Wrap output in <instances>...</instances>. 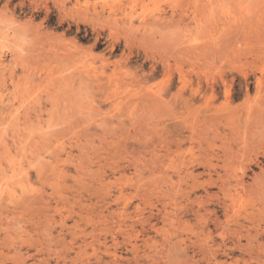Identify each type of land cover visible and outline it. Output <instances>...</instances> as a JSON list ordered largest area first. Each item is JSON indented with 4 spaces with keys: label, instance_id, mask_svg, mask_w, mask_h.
<instances>
[{
    "label": "rangeland",
    "instance_id": "374dc122",
    "mask_svg": "<svg viewBox=\"0 0 264 264\" xmlns=\"http://www.w3.org/2000/svg\"><path fill=\"white\" fill-rule=\"evenodd\" d=\"M5 183L0 264H264V0H0Z\"/></svg>",
    "mask_w": 264,
    "mask_h": 264
},
{
    "label": "bare ground",
    "instance_id": "6f19581e",
    "mask_svg": "<svg viewBox=\"0 0 264 264\" xmlns=\"http://www.w3.org/2000/svg\"><path fill=\"white\" fill-rule=\"evenodd\" d=\"M231 1V0H230ZM116 4V3H115ZM247 4V3H246ZM205 5V4H204ZM153 6V5H152ZM252 8V7H251ZM251 14V13H250ZM206 17V16H205ZM256 19V18H255ZM236 20V19H235ZM244 20V19H243ZM155 21V20H154ZM223 21V20H222ZM166 22V21H165ZM174 23V22H173ZM226 23V22H225ZM175 24V23H174ZM238 24V23H237ZM140 25V24H139ZM228 25V24H227ZM226 25V26H227ZM146 26V25H145ZM234 27V26H233ZM134 28H136V27H134ZM149 29V28H148ZM17 31V30H16ZM225 31H226V29H225ZM234 31H236V30H234ZM239 31V30H238ZM257 31V30H256ZM255 31V32H256ZM9 36V35H8ZM217 36V35H216ZM6 41V40H5ZM8 41V40H7ZM8 43V42H7ZM81 67V66H80ZM85 68V67H84ZM83 71H84V69H83ZM150 87V86H149ZM260 87V86H259ZM141 90V89H140ZM145 90V89H144ZM228 90H230V89H228ZM151 92V91H150ZM143 93V92H142ZM228 93H229V91H228ZM111 94V93H110ZM227 95H229V94H227ZM153 96V95H152ZM126 97V96H125ZM138 98V97H137ZM91 101V100H90ZM133 101V100H132ZM261 106V105H260ZM11 108V107H10ZM263 108V107H262ZM198 111V110H197ZM253 113V112H252ZM256 114V113H255ZM254 114V115H255ZM99 115V114H98ZM257 116V115H256ZM259 116H261V115H259ZM261 118V117H260ZM248 121H249V119H248ZM56 125V124H55ZM247 125V124H246ZM260 126V125H259ZM189 127V126H188ZM253 129V128H252ZM38 130V129H37ZM14 131V130H13ZM48 131V130H47ZM27 133V132H26ZM257 133V132H256ZM43 134H44V132H43ZM42 134V135H43ZM44 141V140H43ZM229 141V140H228ZM247 144V143H246ZM165 145V144H164ZM247 146V145H246ZM60 151V150H59ZM5 152H6V150H5ZM225 152V151H224ZM21 153H23V152H21ZM29 153V152H28ZM33 153V152H32ZM4 155V154H3ZM13 155V154H12ZM15 156V155H14ZM4 157V156H3ZM44 159V158H43ZM37 162V161H36ZM14 163V162H13ZM12 163V164H13ZM209 164V163H208ZM29 165V164H28ZM39 166H40V164H39ZM24 171V170H23ZM187 172V174L188 175H191V173H192V171L190 170H187L186 171ZM26 173H27V171H26ZM45 174V173H44ZM47 174V173H46ZM52 174V173H51ZM13 178V177H12ZM46 178V177H45ZM254 178V177H253ZM56 179V178H55ZM9 180L7 179V181L6 182H8ZM56 181V180H55ZM228 181V180H227ZM223 182V181H222ZM12 183V182H11ZM29 183V182H28ZM259 183H260V181H259ZM224 184V183H223ZM229 184V183H228ZM5 185H7V183H5ZM32 185V184H31ZM1 186V185H0ZM3 186V185H2ZM33 186V185H32ZM258 187V186H257ZM3 188V187H2ZM18 188V187H17ZM74 188V187H73ZM251 188V187H250ZM225 189V188H224ZM237 189V188H236ZM255 189V188H254ZM3 190V189H2ZM23 190H25L24 188H23ZM1 191V190H0ZM5 192H4V194H3V192L1 191L0 192V200H1V198H3V196L5 195V193L8 195V197H9V199H10V201L11 202H14L17 198H18V192H17V189L16 188H14V186H11V184H10V186L9 185H7V187H6V190H4ZM252 191V190H251ZM235 194V193H234ZM246 194V193H245ZM255 194V193H254ZM7 195H5V197L4 198H6V196ZM233 195V194H232ZM24 197V196H23ZM38 197V196H37ZM8 199V198H7ZM39 200V199H38ZM40 201V200H39ZM43 201V200H42ZM27 205V204H26ZM14 206V205H13ZM171 206V205H170ZM231 206V205H230ZM28 208V207H27ZM227 208H228V206H227ZM235 208V207H234ZM114 212V211H113ZM123 212V211H122ZM171 214V213H170ZM228 217V216H227ZM167 218V217H166ZM144 220V219H143ZM169 220V219H168ZM145 221V220H144ZM233 221V220H232ZM173 225V224H172ZM37 227V226H36ZM130 228V227H129ZM7 231V230H6ZM136 233V232H135ZM200 239V238H199ZM11 240V239H10ZM13 242V241H12ZM248 242V241H247ZM120 244V243H119ZM116 246V245H115ZM117 246H118V243H117ZM135 246V245H134ZM223 246V245H222ZM250 246V245H249ZM212 247H213V245H212ZM50 248V247H49ZM36 249V248H35ZM108 249V248H107ZM52 251V250H51ZM114 252V251H113ZM20 254V253H19ZM113 258H114V260L116 261L118 258H119V256H118V254H117V252H114L113 254ZM142 255V254H141ZM22 257V256H21ZM62 257V256H61ZM212 257V256H211ZM210 257V258H211ZM26 258H27V256H26ZM49 258V257H48ZM73 259V258H72ZM26 260V259H25ZM74 260V259H73ZM73 260H72V263H73ZM80 260V259H79ZM113 260V261H114ZM47 261V260H46ZM23 262V261H22ZM22 262H20L21 264H22ZM16 263H17V261H16ZM117 263H119L118 261H117ZM3 264V263H2ZM26 264V263H25ZM46 264V263H45Z\"/></svg>",
    "mask_w": 264,
    "mask_h": 264
}]
</instances>
